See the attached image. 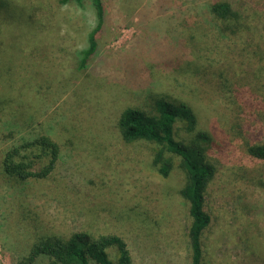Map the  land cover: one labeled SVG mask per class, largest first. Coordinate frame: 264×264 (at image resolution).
I'll use <instances>...</instances> for the list:
<instances>
[{
    "label": "rangeland",
    "instance_id": "rangeland-1",
    "mask_svg": "<svg viewBox=\"0 0 264 264\" xmlns=\"http://www.w3.org/2000/svg\"><path fill=\"white\" fill-rule=\"evenodd\" d=\"M216 1L239 21L215 18ZM102 4L96 52L79 69L96 22L89 0H0V160L36 134L60 147L47 178L18 184L0 169V264H46L27 258L31 244L74 231L118 234L133 264H189L178 160L161 176L155 146L125 142L117 126L156 95L187 105L211 137L202 264H264V158L247 152L264 144V0ZM174 133L188 140L183 118Z\"/></svg>",
    "mask_w": 264,
    "mask_h": 264
},
{
    "label": "trees",
    "instance_id": "trees-1",
    "mask_svg": "<svg viewBox=\"0 0 264 264\" xmlns=\"http://www.w3.org/2000/svg\"><path fill=\"white\" fill-rule=\"evenodd\" d=\"M83 1L59 0L78 5ZM89 1L96 22L87 34V46L79 51V69L86 68L95 54V34L103 22L102 0ZM210 10L215 18L229 20L231 25L240 19V12L225 1L212 3ZM147 101L149 110L138 107L123 109L117 121L120 136L125 142L153 144L152 165L163 177H167L173 169L174 158L178 160L177 167L185 178L179 194L187 202L190 220L187 231L189 264H202L201 237L210 223V216L203 207L204 192L214 171L207 156L211 137L207 132L195 130V118L187 105L175 104L157 95ZM177 117L187 122V131L191 132L185 142L175 138ZM247 152L252 157L264 158V144H251ZM59 153L58 143L49 134H36L7 148L2 154L0 169L8 179L18 184L31 178H47L55 167ZM39 256L47 258L46 264H133L126 242L115 233L93 235L87 231H74L66 237L47 235L31 244L27 258L31 261Z\"/></svg>",
    "mask_w": 264,
    "mask_h": 264
}]
</instances>
